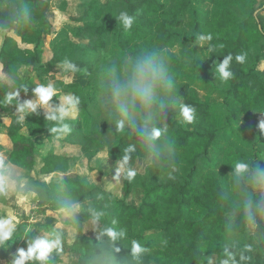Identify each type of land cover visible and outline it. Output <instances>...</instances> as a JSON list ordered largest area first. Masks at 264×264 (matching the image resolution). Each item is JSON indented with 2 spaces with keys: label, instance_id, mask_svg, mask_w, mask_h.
Returning <instances> with one entry per match:
<instances>
[{
  "label": "trees",
  "instance_id": "obj_1",
  "mask_svg": "<svg viewBox=\"0 0 264 264\" xmlns=\"http://www.w3.org/2000/svg\"><path fill=\"white\" fill-rule=\"evenodd\" d=\"M50 2L0 0V30L7 31L0 50V130L2 127L6 129L12 143L8 154L10 163L34 173L32 182L36 187L33 191L40 201H57L71 196L81 206L86 202L96 206L93 194L103 192L106 197L103 202L105 223L115 221L116 228L125 230V241H139L148 249L144 258L155 264H202V244L211 242L223 246L229 229L235 233H245L248 224L245 223L244 202L248 196L253 198L255 205L264 200V181L258 176L241 179L227 174L233 202L223 190L221 179L214 173L216 171L209 172L212 167L210 150L226 137L213 110V103L203 99L198 87L208 90L204 94L206 97L210 96L211 88H219L222 94L225 93L226 102L230 103L227 107L221 104L226 108L221 113L226 116L231 110L232 116H237L240 122L246 119L250 129L260 130L256 116L264 113V22L259 16H253L255 10H249L251 0H121L115 4L116 9L109 0L81 1L82 14L72 17L78 24L72 27L84 45L68 42L48 49L44 46L45 29L36 23L42 21L45 26H52L47 15ZM67 5V0H64L61 11ZM260 9L264 10V4ZM121 11L135 18L131 30H125L115 17ZM174 19L176 22L183 20L184 25H189L187 32L180 35L179 28L174 30ZM110 32L117 34L116 41L122 49L146 41L149 50H165L175 38H183V44L193 43L195 46L178 60L177 67L183 82L177 95L182 98V104L195 109V118L192 123H187L180 119L178 112L175 118L166 120L167 134L173 141V166L161 169L148 162L145 173L140 176V187H143L145 195L139 206L127 201L131 195L132 181L127 180L126 172L129 167L134 169L139 159H145L143 147L135 135L125 131L117 144L107 152V159L120 166L121 184L114 189L113 185L90 188L87 179L93 168L83 169L79 164L83 157L91 161L99 153L97 131L93 130L92 133L95 132L97 136L90 138L78 122H70L72 131L67 137L55 139L51 136L52 125L46 121L45 109H39V114H28L24 124L19 125L15 106L4 103L6 93L21 85L27 87L19 90L21 101L34 100L35 84H46L40 72L43 65L49 64L54 73L66 72L62 68L65 58L77 65L96 47H104L106 35ZM199 34H211L212 40L203 41L199 46L195 36ZM200 49L203 56L198 57L201 53L196 54V50ZM241 52L247 54V59L244 64L233 60L234 78L226 83L216 80V62H222L224 55L231 53L235 56ZM89 65V61H86V67L72 72L73 79L81 72H90ZM113 66L121 68L123 65L118 61L105 63L107 75ZM65 85L58 96L79 97L78 109L97 104L98 96L105 92V83L100 76H93L84 87L75 80ZM53 103L59 104V99L54 97ZM225 121L224 125H236L233 120L230 124ZM239 121L238 124H241ZM252 130L247 134L249 139L254 140L253 136H257L258 132ZM47 134L45 141L53 144V147L48 148L49 153L42 156L37 151L36 140ZM129 144L136 145L137 150L130 154L125 164L123 149ZM251 147L254 157L246 162L260 161V167L264 169L263 158L259 156L264 150V139L254 140ZM169 172L173 179L167 178ZM206 172L208 174L204 176ZM61 179L66 181L64 185L57 183ZM41 189L46 194H42ZM9 199L10 196L0 194V209L8 205ZM109 202L113 204V209L108 207ZM86 209L85 206L81 210L80 218H88ZM253 211L264 234V210L254 207ZM136 220H139L144 231L159 230L163 236L162 244L149 248L143 233H135ZM18 229L22 230H18L15 239L20 240L7 249L8 253L13 252L11 249H15L18 241L24 238V229ZM74 241L87 246V235L80 229ZM249 242L252 245V251L248 254L251 256L250 264H264V238L257 241L250 236L246 243ZM19 248L26 249L27 242L24 240ZM127 253L121 249L116 255L121 257ZM220 255L221 251L216 252L213 259Z\"/></svg>",
  "mask_w": 264,
  "mask_h": 264
},
{
  "label": "clouds",
  "instance_id": "obj_2",
  "mask_svg": "<svg viewBox=\"0 0 264 264\" xmlns=\"http://www.w3.org/2000/svg\"><path fill=\"white\" fill-rule=\"evenodd\" d=\"M120 25L125 30H131L134 24V17L126 11H121L115 16ZM197 44L201 46L203 41H211V34H199ZM223 47V45H221ZM222 62H216L214 72L216 80L226 83L234 78L232 62L244 64L247 54L237 53L235 56L229 53L223 56ZM62 68L66 72L79 71L77 65L70 59L62 61ZM174 87L175 81L170 71L169 61L166 50H147L127 57L124 60L123 69L113 66L109 71L105 94L108 104V116L118 131H128L135 135L144 150V157L148 162L158 168L173 166V141L167 134V123L164 117L166 109L174 108ZM20 89H27L24 85L13 88L5 95L4 103L15 106L17 114V124L23 125L26 116L31 113L39 114V109H45V118L51 122V136L59 139L61 134H68L72 131L71 125L67 120L80 104V98L71 95L59 97L56 86L49 82L46 84H35L34 100L21 101ZM59 99V104L53 103V98ZM195 109L187 104H180L179 115L187 123H192L195 116ZM261 131H264V121L259 124ZM136 145L129 144L123 149V162L128 163L130 154L136 152ZM264 161V160H262ZM255 165V167H253ZM234 171L232 175L237 178H247L258 176L264 181V169L258 163H249L241 160L232 165ZM173 170L174 167H173ZM137 176L136 170L129 167L126 178L129 182ZM168 179H173L171 172ZM57 183L64 185L65 180H58ZM239 183V180H237ZM36 186L22 175L9 161L0 158V194L7 196L12 192L20 193ZM46 194L45 190H40ZM96 206L86 209V214L91 223L99 230L96 232V242L92 243L94 254L89 253L83 259V264H144V257L148 249L137 240L130 241L128 253L118 257L116 254L121 252L117 247L127 239L123 228H116L115 221L111 224L103 223L106 216L103 202L106 197L103 192L94 194ZM60 211L74 222H79L81 215V204L71 196H64L57 199ZM254 207L264 210V200L258 205L253 203V198L248 196L244 202L245 223H258ZM23 240L27 242V248H19L12 255L9 264H51V257L54 252L62 251V235L55 230L40 232L36 235H27L28 230H24ZM18 234L17 224L11 216H0V249H4L14 244L20 239H15ZM264 238L257 236V240ZM125 249V248H124ZM252 251L251 243L241 246L238 240L225 239L221 249L222 255L210 258L209 264H250Z\"/></svg>",
  "mask_w": 264,
  "mask_h": 264
},
{
  "label": "rangeland",
  "instance_id": "obj_3",
  "mask_svg": "<svg viewBox=\"0 0 264 264\" xmlns=\"http://www.w3.org/2000/svg\"><path fill=\"white\" fill-rule=\"evenodd\" d=\"M64 0H51L49 11L47 13L48 20L51 23V27L45 26L42 21H38L36 25L45 29V37H44V46L46 48L60 46L64 43L74 42L79 46L84 45V41H82L77 35L76 31L72 26H77V22L73 20L72 17L79 16L82 14V8L80 7L81 1L90 2L93 0H67V8L64 11H61V7L63 5ZM112 4L113 8L116 9L115 4L120 2L121 0H109ZM251 6L249 10H255V17L259 16L263 19L264 10L260 9V6L264 4V0L259 4L258 1L251 0ZM248 4V3H247ZM258 9V10H257ZM113 16V15H111ZM264 20V19H263ZM262 20V21H263ZM189 25H184V21L176 22L174 19L173 29H180V35H183L187 32ZM7 34V31L0 30V50L4 41V37ZM183 38L173 39L169 46L165 49L166 56L169 61L170 71L173 74L175 87H174V108H169L165 110L164 116L165 120L168 118H175V114L179 112V106L182 104V98L177 95L178 89L183 84L182 80L179 76L178 60L184 58L185 54L188 50L193 49L195 46L193 43H184ZM117 34L115 32H110L106 35V43L104 47H96L92 52H89L84 59L77 64L78 68L86 67V61L90 63V72H81L80 76L73 79V73L70 72H60L54 73L51 70V66L49 64L43 65L40 69L42 72L46 83H53L57 89V95L60 93L62 89L66 87L65 83H70L73 80L78 81L81 87L86 86L89 81H91L93 76H100L103 78L105 86L107 83V71L104 70V64L108 62L118 61L122 63L124 66V60L127 57L135 56L136 54L149 50L147 42H142L139 45H131L128 49H122L117 43ZM201 53L198 57L203 56V51L196 50V54ZM49 58V56H47ZM123 66L121 69H123ZM1 71V70H0ZM107 75V76H106ZM7 80V78H6ZM178 80V81H177ZM8 81V80H7ZM200 95L203 96V99L210 100L213 103V110L219 120L220 127L224 130L225 140L218 142L215 144L210 150L209 160L211 162V170L209 172L216 171L219 176V179L222 181L223 190H225L228 198L235 202L234 196L232 195L229 188V180L227 179V174L232 175L234 169L232 165L237 162L249 161L253 159L254 151L251 147V142L257 139H264V131L255 128V130L250 129L247 120L245 119L243 122H240L236 117L232 116L233 111L224 116L222 111H224L230 105L225 98V93H221L220 89L218 91L217 88H211L209 92H211L210 96L206 97L207 89L205 87H198ZM198 91V90H197ZM219 96L217 97V95ZM28 101V100H27ZM221 104H224L221 105ZM222 112V113H221ZM226 113V112H224ZM224 116V117H223ZM226 117V118H225ZM182 119V117H180ZM225 119L229 122L233 120V123L236 125L227 126ZM183 120V119H182ZM241 124H238V121ZM261 121H264V113L257 114L256 123L259 125ZM70 122H78L81 125L82 130L88 137L95 138L97 134L92 131H97L99 134L98 143L100 145L99 153L94 157L91 161L87 158L83 157L80 161V166L83 169L87 167H92L93 170L89 173V177L87 179V183L90 188H108L110 185H113V189L118 187L121 184V174L119 172L120 166L114 162H110L107 159V152L110 147H113L117 144L119 137L125 131H118L111 119L108 116V104L107 97L105 92L98 96V102L95 105L90 106L87 109H78L76 108L72 115L67 120V123ZM96 126V129L95 127ZM227 129V130H225ZM252 131L258 132V135L253 136L254 140L248 138V134ZM49 134L42 136V138H37V151L40 155L44 156L49 153V149L53 147V144L47 142L46 137ZM253 135V132H252ZM67 134H61L60 139H65ZM6 144L4 148L10 147L9 140H5V137L0 136V144ZM91 142L88 143L90 146ZM96 145L93 144V147ZM264 160V150L260 152L259 155ZM148 165V161L146 159H139L134 167V170L137 172V176L132 181V190L131 195L127 199L129 203L139 206L144 198L145 192L143 187H140V176L145 173V169ZM22 175L27 176L28 172H20ZM208 173H204L206 176ZM233 176V175H232ZM28 177V176H27ZM231 177V176H230ZM196 180V178H195ZM194 179L193 181L196 182ZM31 181V180H30ZM32 182V181H31ZM33 184V182H32ZM262 189L264 190V183L262 185ZM10 196L8 205H4L0 209V213L2 216H11L14 219V222L17 224V228L27 229V233H32L36 235L40 232H48L51 230H55L56 232L61 233L62 235V251L59 253L54 252L51 257V264H82L81 259L92 253L94 254V249L92 247V243L96 242V232L99 229L91 223L90 218L82 219L80 218L79 222H74L72 219L66 217L59 209V207L50 201H40L38 200L37 194L33 191V188H29L24 192L16 193L12 192L8 194ZM110 209H113V204H107ZM86 206V208L91 207V202H86L81 206V210ZM196 211H198L196 209ZM258 221V220H257ZM135 222V233L144 235L146 242L149 248L158 247L162 244L163 236L159 230L152 231H144L141 227L139 220ZM105 223V219L103 220ZM80 229L87 235V246H84L80 243H75L76 236ZM22 230V229H18ZM264 237L263 228L261 224H248L245 233H235L231 229L227 231L226 239L229 240H238L241 245L246 244L250 236H254L257 240V236ZM262 239V238H261ZM261 239L257 240L260 241ZM23 239L18 241L15 249L12 248L13 252L8 253L7 248L0 249V264H9L12 257H9L13 253L19 249L20 244L23 243ZM93 241V242H92ZM130 239L120 244L123 252L128 251L127 249L130 247ZM14 244H10L9 249L15 246ZM202 251L204 252L203 262L202 264L209 263V260L216 252L221 251L222 246H217L214 243H204L201 246ZM125 248V249H124ZM14 249V250H13ZM144 264H155L150 259L144 258Z\"/></svg>",
  "mask_w": 264,
  "mask_h": 264
},
{
  "label": "crops",
  "instance_id": "obj_4",
  "mask_svg": "<svg viewBox=\"0 0 264 264\" xmlns=\"http://www.w3.org/2000/svg\"><path fill=\"white\" fill-rule=\"evenodd\" d=\"M255 1H258L259 2V4L260 3H262V0H255ZM263 19H264V16H263ZM262 19V20H263ZM263 22H264V20H263ZM2 31H4V30H2ZM263 69H264V61H263ZM261 114V113H260ZM0 136H3V137H5V140H9V144H10V147H6V149L4 148V146L6 145V144H3V143H1L0 145L3 147V148H1L0 149V158H2V159H5V160H7V161H9V159H8V154H9V151L11 150V148H12V143H11V140H10V138L8 137V135H7V133H6V129L4 128V127H2L1 128V130H0ZM46 144H47V142H46ZM47 147H48V144H47ZM10 162V161H9ZM12 164V163H11ZM13 165V164H12ZM15 168H17L20 172H22V173H24V172H28L29 174L27 175L28 176V179L29 180H33V175H34V173L33 172H30L29 170H27V169H23V168H20V167H18V166H15V165H13ZM26 176V177H27ZM9 196V195H8ZM54 204H57V202L56 201H52ZM58 205V204H57Z\"/></svg>",
  "mask_w": 264,
  "mask_h": 264
}]
</instances>
